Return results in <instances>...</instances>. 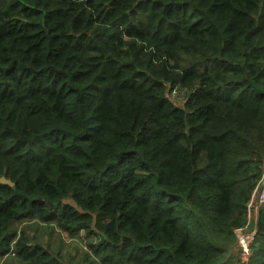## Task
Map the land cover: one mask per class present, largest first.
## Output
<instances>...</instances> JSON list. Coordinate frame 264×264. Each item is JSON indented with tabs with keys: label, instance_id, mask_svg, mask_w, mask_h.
<instances>
[{
	"label": "trees",
	"instance_id": "obj_1",
	"mask_svg": "<svg viewBox=\"0 0 264 264\" xmlns=\"http://www.w3.org/2000/svg\"><path fill=\"white\" fill-rule=\"evenodd\" d=\"M263 162L264 0H0V258L65 264L36 220L80 264H264V204L229 248Z\"/></svg>",
	"mask_w": 264,
	"mask_h": 264
},
{
	"label": "rangeland",
	"instance_id": "obj_2",
	"mask_svg": "<svg viewBox=\"0 0 264 264\" xmlns=\"http://www.w3.org/2000/svg\"><path fill=\"white\" fill-rule=\"evenodd\" d=\"M257 214L258 213H254L253 211H251L250 219L248 222L249 226H251L252 224L253 226L255 225ZM17 230H23L32 243L39 244L44 248L49 249L52 255L56 256L60 262H63L65 264H80L82 262L83 255L85 253L87 254L88 251L87 243L90 238H86L85 233L72 235L59 233L55 231V224L52 223L41 224L36 220H27L24 224H18ZM246 232L249 231L246 229ZM52 242H54L55 244L54 247L52 246ZM232 244L229 245V248L231 247V250L236 247V242L233 245ZM235 250L236 253L234 255L238 256V247H236ZM1 263L15 264V262L7 258H3L1 260Z\"/></svg>",
	"mask_w": 264,
	"mask_h": 264
},
{
	"label": "built area",
	"instance_id": "obj_3",
	"mask_svg": "<svg viewBox=\"0 0 264 264\" xmlns=\"http://www.w3.org/2000/svg\"><path fill=\"white\" fill-rule=\"evenodd\" d=\"M185 95H186V91L174 88L170 91L168 98L172 103L180 104L185 100ZM261 171L262 173H261L260 181L256 189L254 190L249 203L247 204L248 222L250 219L251 211L257 213L258 209L264 204V162L262 163ZM248 224L249 223H247V225ZM247 225L244 227L234 229V234L236 236V247H238L239 249L237 250L239 254L236 257L243 261H246L250 255L249 245L252 241L254 234V230L246 232ZM79 234H83V232H80ZM3 258L11 259V261L15 262V264H19L12 251H10L8 254L0 258V264H2L1 260Z\"/></svg>",
	"mask_w": 264,
	"mask_h": 264
},
{
	"label": "water",
	"instance_id": "obj_4",
	"mask_svg": "<svg viewBox=\"0 0 264 264\" xmlns=\"http://www.w3.org/2000/svg\"><path fill=\"white\" fill-rule=\"evenodd\" d=\"M0 184H3V185H8L9 187H12L14 185L13 182H11L10 180L8 179H5V177H0Z\"/></svg>",
	"mask_w": 264,
	"mask_h": 264
},
{
	"label": "crops",
	"instance_id": "obj_5",
	"mask_svg": "<svg viewBox=\"0 0 264 264\" xmlns=\"http://www.w3.org/2000/svg\"><path fill=\"white\" fill-rule=\"evenodd\" d=\"M248 228H249V229L251 228V231L254 230V226H253V224H252L251 226H249ZM252 228H253V229H252ZM55 231H56V232H59V233H63V232L59 231V230L56 228V226H55ZM249 231H250V230H249ZM54 245H55L54 242H52V246H53V247H54ZM235 251H236V250H235Z\"/></svg>",
	"mask_w": 264,
	"mask_h": 264
}]
</instances>
